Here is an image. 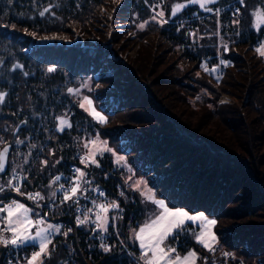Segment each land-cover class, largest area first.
I'll use <instances>...</instances> for the list:
<instances>
[{
    "label": "rangeland",
    "instance_id": "1",
    "mask_svg": "<svg viewBox=\"0 0 264 264\" xmlns=\"http://www.w3.org/2000/svg\"><path fill=\"white\" fill-rule=\"evenodd\" d=\"M166 1L169 0H146L152 17L162 20L165 15L160 16L161 11L156 6ZM254 1L259 6L250 10L255 26L254 12L257 9L264 12V4L261 0ZM175 4L190 5L187 0H180ZM114 7L102 5L98 11L100 19L94 20L95 22H91L87 27L73 24L70 30H48L43 32L38 40L33 32H27L25 28L18 31L19 35L25 33L30 36V43L22 48L23 51L32 50L36 46H62L95 50L98 55L92 62L91 72H81L53 86L52 91L60 94V97L53 100L60 104V112L56 114L54 110H50L45 115L35 114L37 123L33 122V124L25 121L24 118L19 119V122L18 119L15 120L11 126V140L4 136L8 126L0 127V140L4 138L2 145L12 143L10 144L12 148L8 153L9 160H12L14 165H18L17 159L21 162L25 161L24 164L29 162L30 148L26 151L23 148L27 145L32 146V142H26L22 136L18 135L20 133L18 125L24 126V130L29 131H34L37 126L44 128L48 136H52L54 132H65L74 150L81 151L84 155L92 147L89 144V148H85L84 145L96 139L98 135L100 141H106L107 144L106 146L98 144L97 147L101 150L107 147L112 151H103V155L97 153V160L108 158V161L116 168H120L122 180L130 185L141 178L145 181L143 177L134 176L128 163L129 155L118 148V140L122 144L126 138L103 137L98 133L97 124L112 129H128L129 133L137 135L140 147L138 151H134L133 156L141 155L139 151L141 148L144 153L152 143L154 148L150 153L151 160L157 156L164 157L169 153L166 162V159L161 161L162 157L157 162L155 171H158L156 173L160 175L169 172L173 175L175 172H180L179 176L183 182L192 179L194 189L198 187L202 176L208 175L213 170V174L203 185V189L207 192L221 165L235 166L231 171H225L222 185L236 177L239 170H243L244 174L241 175L244 180L239 181L232 188L225 213L219 220L204 211H190L183 206H171L165 198L155 196L164 200L170 208H183L192 215L204 213L209 219L218 220L217 225L223 235L228 236L232 231L239 233L245 231L246 234L242 237L244 240L252 241L260 237L261 242L257 246V254L253 260L257 263L260 261L259 264H261V260H264V115L251 109L249 99H252L253 94L264 97V69L260 68L254 57H250L252 54L250 51L245 52L241 48H236L234 53H237L241 59L229 70L226 81L228 83L220 85L222 75L219 76L214 71L211 79L206 78L200 71L205 68L204 64L201 63L196 68L192 62L186 63L178 53L168 50L165 41L161 39L157 41V37L151 40H146L148 37H138L136 32L146 26L147 20H140L136 12L132 13L129 20H119L113 17ZM172 7L173 5L171 13ZM140 24H145V26L140 28ZM234 30L235 40L241 38L242 34L244 35L241 25ZM229 38L217 37V48H227L230 41H234ZM92 57L91 54L87 55L88 62ZM224 60L227 64H231L230 59L224 58ZM49 68L54 69L53 66L47 65L44 71L48 73ZM208 71L207 69L206 72ZM69 88L74 91L69 93L67 91ZM121 89L132 97L129 103L120 100L118 107L111 111ZM86 96L92 101L91 106L84 101ZM81 103H84V107L80 106ZM93 107L107 118L106 122H99L90 114ZM76 110H80V113L77 114ZM73 113L76 115H72ZM79 115L84 117L82 122H78L81 119ZM60 118L66 119L71 127L64 125L61 131ZM53 139L56 140V137ZM17 140L23 143L18 144ZM54 142L61 144L60 138ZM193 154H198L202 161L199 163L194 160H191L192 163L188 161L192 159ZM119 156L125 157V161L117 163ZM202 167L203 173L196 174L197 170ZM161 187L164 188L163 185ZM130 188L135 191L144 209L143 217L137 225L129 228L127 236L128 241L131 244L136 243L139 248V241L134 239L133 229H138L149 215L156 211V205L150 201L146 202L140 191ZM147 188L155 194L153 188L148 185ZM257 197L260 201L256 204L253 199ZM246 203H251L247 212L243 211ZM25 204L35 210L32 205ZM35 218L36 216H33V219ZM47 222L51 223L48 220ZM186 224L188 231L178 232L174 239L170 238L166 243L176 247L177 243L182 242L179 241V237L183 234L187 237L185 239H191L197 247L190 244L183 251L176 248L177 251L181 255L188 251H195L199 257L200 249L204 247L197 243L193 233L200 231V221H187ZM232 228L235 229L232 230ZM213 231L216 234L217 243L228 247L216 232L215 226ZM37 250L38 246H34L29 257L33 251ZM139 251L141 252L140 248Z\"/></svg>",
    "mask_w": 264,
    "mask_h": 264
},
{
    "label": "trees",
    "instance_id": "2",
    "mask_svg": "<svg viewBox=\"0 0 264 264\" xmlns=\"http://www.w3.org/2000/svg\"><path fill=\"white\" fill-rule=\"evenodd\" d=\"M178 1L180 0H169L166 3L162 2L160 6H156L165 15L161 20L159 18L152 19L153 15L146 0H119V3H117V0H12L11 3H9V0H0V92H4L6 98V101L0 105V127L8 126L4 136L11 140V126L17 119L19 122V119L24 118L25 121L33 124V122L37 123L35 114L45 115L50 110H54L56 114L60 112V104L53 101L56 97H60V94L57 91H52L53 86L59 85L66 78L75 77L81 72H91L92 62L98 55L95 50L89 51L78 47L62 46H36L32 50L23 51L22 47L25 46L27 40H30V36L25 33L22 34L23 36L19 35L18 31L25 28L27 32H33L34 37H37L42 32L51 29L70 30L73 24L87 27L94 20L100 19L98 11L102 5L115 6L113 17L119 20H129L132 13L136 12L140 20H147L146 26L136 32L138 37H148L146 40L157 37V41L158 39L165 41L168 50L178 53L186 63L192 62L196 68L199 67V64H204L209 71L206 72L205 68L200 71L206 78L211 79L213 76L217 57L230 59L231 64H227L220 78V85L228 83L226 81L229 70L241 59L237 53H234L236 48H241L245 52L250 51L252 53L250 57H254L260 68L264 69V58L254 48V44L260 38L261 30L264 27V25H261V29L257 30L254 26V19L250 10L259 7L256 1L245 0L243 4H240L238 0H215L214 3L206 5L212 11H207L197 3L184 4V8L173 14L171 13V6ZM233 4L238 6L239 13L232 9ZM49 5H52L51 11L41 17L39 12ZM237 20L239 23H234ZM161 21L165 22L162 23ZM13 25H15L14 30H12L13 28L10 29ZM238 25L242 26L244 35L242 34L241 38L235 40L234 29ZM219 36L230 37L229 39L234 41H230L227 48L220 49L216 46V40ZM88 54L93 56L90 62L87 60ZM17 64L20 67L13 68V65ZM47 65L53 66L54 71L45 72L44 68ZM179 85L181 84L179 83ZM123 90L121 89L116 96L117 101H115L116 104L112 106L111 111L118 107L120 100L129 103L132 96L127 95V92ZM251 98L249 99L251 109L263 116L264 97L253 94ZM76 113H80V110H76ZM72 115L75 116L76 114L73 113ZM79 116H81V119L78 122H82L84 117H82L83 115ZM17 127L20 130L18 135L22 136L26 142H32V146L35 147L27 145L23 148L24 151L30 148V158L26 164H24L25 161L21 162L17 159L18 165H14L8 157V167L5 173H0V183L5 184L13 168L18 169L23 176H27L22 186L23 189L33 192L40 191L45 196L43 201L50 200V193L56 185V183H53L50 187V182L64 170L65 163L74 147L68 134H64L65 132H54L52 136H48L44 128L38 126L34 131L24 130L22 125ZM96 127L98 133L103 137L126 138L122 144L118 140V148L121 152L129 155L128 163L134 176L145 178L147 185L154 189L155 195L165 198L171 206H183L190 211H204L219 220L225 213L232 188L239 181L244 180L241 175L243 170H239L236 177L222 185V180L225 179V171H231L235 168V166L223 164L216 172V176L207 192L203 189V185L211 177L213 170L208 175L202 176L198 187L194 189L192 179L183 182L180 179L181 176H179L180 172H175L173 175L169 172L160 175L156 173L158 171H155L157 162L161 157V161L163 162L166 159V162L169 153L164 157L157 156L154 160H151L150 153L154 148L152 143L144 153H142L143 149L141 148L139 150L141 155L133 156L134 151H138L140 147L137 135L129 133L128 129H112L97 124ZM55 137L56 140L60 138V145H58V142H54L56 141L53 139ZM9 144L12 143L9 142ZM10 148H12L11 145ZM189 151L191 152V150ZM191 158L188 161L194 160L196 163L202 161L198 154H193ZM45 160L48 161L47 165L43 163ZM98 162L99 166L92 165L91 167V163L87 165L90 166L91 178L103 186L107 192L114 194L116 187L120 186L124 192V196L121 198L124 213L122 219L118 221V236L113 235L109 243L112 250L104 252L98 244H93L90 237L93 232L91 227H74L67 236L61 232L53 238L55 250L47 264H136L125 247L129 246L128 249L134 253L139 251L136 243L131 244L127 236L129 228L137 225L143 217V206L137 199L135 191L131 190L130 184L122 180L120 168H116L108 161V158H99ZM202 173L203 167L198 169L196 174ZM10 195H14V197L28 203L19 195L12 192L8 193L6 190L0 193V202H6ZM253 200L257 204L260 198L257 197ZM250 204L246 203L243 211L249 210ZM70 211V205L57 204L53 209H50L49 214L55 220H65L68 219ZM217 223L215 225L216 232L234 251L237 259H241L244 264L260 263V261L257 263L256 260H253L257 254V246L261 242L260 237L252 241L244 240L242 237L245 236V231L241 233L232 231L228 236L223 235ZM234 229L232 228V230ZM180 236L179 241L182 242L176 244L177 249L183 251L190 244H194L191 239H185L187 238L185 235L180 234ZM171 239H174V237ZM195 247L197 246L195 245ZM7 254V246L0 245V264H6ZM263 261L261 260V264H264Z\"/></svg>",
    "mask_w": 264,
    "mask_h": 264
},
{
    "label": "snow or ice",
    "instance_id": "3",
    "mask_svg": "<svg viewBox=\"0 0 264 264\" xmlns=\"http://www.w3.org/2000/svg\"><path fill=\"white\" fill-rule=\"evenodd\" d=\"M12 0H9L11 3ZM189 4L198 3L200 7L205 8L207 11H212L211 8H207L206 5L214 3L215 0H187ZM245 0H240V3L243 4ZM264 4V0H261ZM119 3V0H117ZM184 4H175L172 7V13L175 14L184 8ZM52 5L45 7L42 11L39 12V15L43 17L45 13L51 11ZM219 11V10H217ZM239 9L236 10L239 13ZM160 16H163L164 13L160 12ZM256 16L255 27L257 30L261 29V25H264V12L257 9L254 12ZM156 17H152L155 19ZM162 23L165 21H161ZM147 23V22H145ZM234 23H239V21H234ZM145 24H140L139 27L143 28ZM15 25H13V28ZM239 35V34H237ZM256 51L259 55L264 57V42H261L257 46ZM20 67V65H13V68ZM207 70V68H205ZM49 72L54 71L53 68L48 69ZM215 71V69H213ZM27 75V73H25ZM69 93H72L74 89L69 88L67 90ZM78 91V90H75ZM5 100V93L0 92V103H3ZM84 101L87 102L89 106L92 105V101L89 97H84ZM223 102V101H222ZM81 107H84V103H81ZM95 119L99 122H106V117L102 113L96 111L93 107L91 108L90 113ZM61 131H63V126L67 125L71 127L68 121L64 118H60ZM3 141L0 140V143ZM16 143H23V141L17 140ZM89 144L92 145L89 148ZM98 144H104L106 146V141H100L99 136L97 135L96 139L89 141L84 145L85 148H89L88 152L80 157V162L86 166L91 163L96 166H99V162L96 159L97 153L103 155V151L111 152L112 149L105 147L103 150L97 147ZM32 147H35L34 145ZM9 146H5L0 149V172L5 170V164L8 158ZM125 161V157L119 156L117 158V163ZM45 165L48 164V161H43ZM59 163V161H57ZM76 175L72 178L73 183L69 184L68 187H65L64 184H59V191L63 193L60 203L66 201H72L77 206L79 205L78 197L89 191V188L85 185H90L92 182L86 180L85 177L87 173L77 168L75 169ZM27 176H21L16 172V169L13 168L12 179H9L6 182L7 188L18 193L21 196L26 195L29 200L36 202L37 207H39V201H43L45 196L42 195L40 191L36 192H25L22 190L21 182L26 180ZM131 179V177H129ZM61 180V176H55L51 184L56 183ZM15 181V183H14ZM127 183V181L125 182ZM130 187L140 191L144 200L152 202L156 205V211L151 213L149 217L144 221L138 229H133V236L136 241H139V248L141 250L139 262L142 264H197L198 253L195 251H188L186 254L181 255L176 247L166 243L170 238L175 237L180 231H188L187 221H200V231L198 233H193L197 243H200L204 248L209 251L214 252L216 249L214 245L217 243V237L213 231L214 226L217 221L215 219H209L204 213H198L196 215L190 214L183 208H170L166 202L162 199H158L154 192L147 188V182L142 178L135 181L134 184ZM5 191V184L0 183V193ZM92 191H97L100 197H104L105 193L100 191L99 188L92 189ZM121 196H124V192H120ZM56 192L52 191L50 193V199L55 198ZM88 197L85 196V199ZM94 207L97 209L95 212V220L92 221L91 217L88 215L89 212H92V209H87L84 212V218L81 219L79 216L76 217L77 225H86L89 222L95 224L93 232L100 230L102 233H108L109 231V209L119 210L123 212V209L120 206V203L116 200L111 201H102L97 203L96 200L92 201ZM0 213H5V215L0 216V245L8 246H27L29 244L33 246H38L37 251H33L31 256L27 259L26 264H47V261L51 258L55 245L53 244L52 237L55 234L61 233V226L59 224H51L46 220L47 214L45 216H40L39 213L31 207H28L25 203L17 199H12L8 203L4 204L0 202ZM33 216H36V219H33ZM114 222L118 219H122V216L114 215L111 217ZM34 229V234H33ZM72 229H68L63 232V235L67 236ZM103 239V238H102ZM123 243V242H121ZM52 246L51 248L49 246ZM100 247L104 252L111 251V247L105 243H101ZM225 256L230 255L229 253H224Z\"/></svg>",
    "mask_w": 264,
    "mask_h": 264
},
{
    "label": "built area",
    "instance_id": "4",
    "mask_svg": "<svg viewBox=\"0 0 264 264\" xmlns=\"http://www.w3.org/2000/svg\"><path fill=\"white\" fill-rule=\"evenodd\" d=\"M238 1L240 3V0ZM232 9L236 11L238 9V6L236 4H233ZM261 42H264V28L261 31L260 39H258L255 42V44H258L259 46ZM220 63H226V60H224V58L221 59V57H217V62L215 66L216 74H218V71L220 69ZM81 156H83V153L81 151L73 150L70 152L69 158L67 159L65 163L64 170H62L57 175V176H61V180L56 183V187L54 189V191L56 192L55 198H51L50 200H47L44 202H39V207H37L36 202L29 200L26 195L21 196L18 193L16 192L15 193L21 196L23 199L27 200L36 209V212L39 213L40 216H45V214H47L46 220L50 221L51 224H59L61 226V232H65L68 229H72L74 227H81V226H87V227H91L92 229H94L95 224L92 222H89L86 225H77L76 217L79 216L81 219H83L84 212H86L87 209H92V212H89L88 215L91 217V220L94 221L95 212L97 211V209L94 207L92 203L93 200H96L97 203L102 202V201L104 202L111 201V200L118 201L120 203L121 208L123 209V212L121 213L119 212V210L109 209V231L108 233H102L100 230H96V232H92L94 233V238L92 239L93 244L94 243L98 244L99 247L102 242L109 245L111 237L113 235L118 236L117 231H118L119 219L114 222V226H113V221L111 217L114 215H117L118 213L120 216H122L124 213V206H123V202L121 199L122 196L120 195V192L123 190L120 186V187H116L114 194L107 192L103 186H101L99 183H97L95 180L91 178V175L89 172L90 169L86 168L84 164L80 162ZM77 168L84 170L87 173V176L85 177V179L90 180L92 182L90 185H85V187L89 188V191L78 197L79 199L78 206L72 201H66L64 203H60L63 193L59 191V184H64L65 187H68L69 184L73 183L72 178L76 175L75 169ZM16 172L19 173L21 176H23V174L19 170H16ZM12 176H13V171L10 172L9 179H12ZM24 182L25 180L21 182V186L24 184ZM96 188H99L100 191H103L105 193V196L100 197L97 191H92V189H96ZM5 190L8 192H14L11 189L7 188L6 183H5ZM22 190L25 192H31L23 188ZM85 196H87L88 198L85 199ZM57 204L70 205L71 211L69 213L68 219L55 220L52 217H50L49 215L50 209H53L55 205ZM3 215L4 213H0V216H3ZM58 234H55L52 237V239L56 237ZM214 247L216 249L214 252L209 251L206 248L201 249L199 257L197 259V264H244V262L241 259L236 258L234 251L232 249H226L222 247L219 243H216ZM7 249H8V254L6 256V264H26V261L32 251V248H27L23 245L22 246L8 245ZM126 250L128 254L130 255L131 259L136 264H142V262H139L140 251H137L136 253H134L133 251H130L128 248H126ZM224 253H229L230 255L225 256Z\"/></svg>",
    "mask_w": 264,
    "mask_h": 264
},
{
    "label": "bare ground",
    "instance_id": "5",
    "mask_svg": "<svg viewBox=\"0 0 264 264\" xmlns=\"http://www.w3.org/2000/svg\"><path fill=\"white\" fill-rule=\"evenodd\" d=\"M53 30H55V29H51V31H53ZM45 32V31H44ZM43 33V32H42ZM41 33V34H42ZM40 34V35H41ZM39 35V36H40ZM39 36H37V37H35L37 40L39 39ZM28 43H30V41L29 40H27V42L25 43V47L27 46V44ZM30 45V44H29ZM257 46H258V44H254V48H257ZM23 48V47H22ZM264 58V57H263ZM226 66H227V61H226V63H220V69H219V71H218V74L217 75H222L223 74V72H224V70H225V68H226ZM20 171V170H19ZM21 172V171H20ZM57 183V182H56ZM23 186V185H22ZM55 187H56V185H55ZM23 188V187H22ZM26 190V189H25ZM27 191H31V190H27ZM31 192H33V191H31ZM12 193H14V194H16L15 192H12ZM21 197V196H20ZM22 198V197H21ZM18 199V198H17ZM25 200V199H24ZM22 201V200H21ZM27 201V200H26ZM25 202V201H24ZM28 202V201H27ZM39 202H44V201H39ZM26 203V202H25ZM27 204H30L29 202L27 203ZM31 205V204H30ZM35 212H36V209H35ZM50 215V214H49ZM90 237L93 239L94 238V233H91L90 234ZM222 246V245H221ZM25 247H27V248H34V246L33 245H31V244H29V245H27V246H25ZM222 247H224V246H222ZM125 248H129V246H126ZM224 248H226V249H231V248H229V247H224Z\"/></svg>",
    "mask_w": 264,
    "mask_h": 264
},
{
    "label": "water",
    "instance_id": "6",
    "mask_svg": "<svg viewBox=\"0 0 264 264\" xmlns=\"http://www.w3.org/2000/svg\"><path fill=\"white\" fill-rule=\"evenodd\" d=\"M5 144H7V145L9 146V150H10V144H9V143H5ZM5 144L2 145L0 149H2V148L5 146ZM6 166H7V161H6V164H5V169H6ZM4 171H5V170H4ZM4 171H3V172H4Z\"/></svg>",
    "mask_w": 264,
    "mask_h": 264
}]
</instances>
